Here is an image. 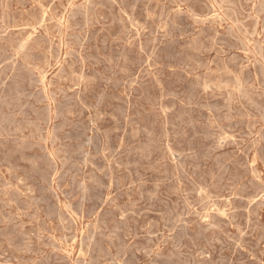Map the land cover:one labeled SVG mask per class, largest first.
<instances>
[{
    "label": "rangeland",
    "instance_id": "rangeland-1",
    "mask_svg": "<svg viewBox=\"0 0 264 264\" xmlns=\"http://www.w3.org/2000/svg\"><path fill=\"white\" fill-rule=\"evenodd\" d=\"M0 264H264V0H0Z\"/></svg>",
    "mask_w": 264,
    "mask_h": 264
}]
</instances>
